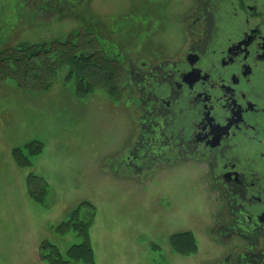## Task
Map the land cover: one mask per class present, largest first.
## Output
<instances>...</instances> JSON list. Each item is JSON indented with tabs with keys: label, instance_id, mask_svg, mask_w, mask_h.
Returning <instances> with one entry per match:
<instances>
[{
	"label": "rangeland",
	"instance_id": "obj_1",
	"mask_svg": "<svg viewBox=\"0 0 264 264\" xmlns=\"http://www.w3.org/2000/svg\"><path fill=\"white\" fill-rule=\"evenodd\" d=\"M38 2L0 0V51L71 33L88 38L91 31L108 51L122 56L130 72L135 69L137 82L116 98L101 89L77 96L66 69L46 92L18 89L12 78L0 81V264H49L40 255L45 241L66 257L82 239L74 232L59 235L52 227L86 200L96 207L90 229L94 264H214L224 256L230 264L248 261L241 256L245 243L235 238L225 244L221 226L214 227L213 216L218 225L227 220L223 213L232 217L236 231L249 224H242L244 214L231 207L222 211V200L211 198L219 194L206 187L205 166L181 162L166 170L143 168L136 173L141 158L126 160L133 151L137 117L150 110L141 78L160 72L180 52L179 42L170 45L171 37L176 42L181 38L178 17L191 10L193 0ZM32 140L42 141L44 151L30 167H20L12 150ZM30 173L48 184L46 206L28 194ZM125 173L135 174L134 182L122 178ZM138 173L156 175L143 180ZM179 232L194 235L195 252L175 251L171 237ZM258 248H264V240Z\"/></svg>",
	"mask_w": 264,
	"mask_h": 264
},
{
	"label": "flooded vegetation",
	"instance_id": "obj_2",
	"mask_svg": "<svg viewBox=\"0 0 264 264\" xmlns=\"http://www.w3.org/2000/svg\"><path fill=\"white\" fill-rule=\"evenodd\" d=\"M192 3L178 17L181 38H170L180 52L160 72L141 78L150 110L137 117L126 160L141 158L136 173L181 162L205 166V185L219 194L210 197L222 200V211L244 214L242 224L250 225L236 231L223 213L227 220L218 225L213 216L214 227L221 226L225 244L235 238L245 243L241 256L248 261L241 264H264V248H258L264 240V0ZM126 69L127 86L136 84L135 69ZM134 175L121 177L134 182ZM224 258L214 264H230Z\"/></svg>",
	"mask_w": 264,
	"mask_h": 264
},
{
	"label": "trees",
	"instance_id": "obj_3",
	"mask_svg": "<svg viewBox=\"0 0 264 264\" xmlns=\"http://www.w3.org/2000/svg\"><path fill=\"white\" fill-rule=\"evenodd\" d=\"M42 3L40 0L37 5ZM87 34L91 37L71 33L64 39L21 42L0 51V81L12 78L18 89L46 92L59 73L66 69L67 80H73L79 97L100 89L116 98L123 96L128 88L125 61L118 53L108 51L93 32L87 31ZM44 148L42 141L32 140L23 148L15 147L12 155L20 167H30L32 159L42 154ZM27 191L36 203L46 206L48 184L43 177L30 173L27 177ZM95 216L96 207L92 202L86 200L80 203L66 220L52 228L59 235L74 232L82 242L69 248L66 257H63L55 245L45 241L40 246L41 258L48 260L49 264H80L82 261L94 264L90 229ZM191 235V232L175 233L171 237L175 251L184 254L195 252L196 240Z\"/></svg>",
	"mask_w": 264,
	"mask_h": 264
}]
</instances>
